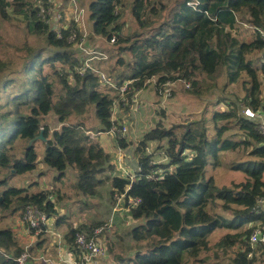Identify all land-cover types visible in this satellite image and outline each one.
<instances>
[{"label": "trees", "instance_id": "obj_1", "mask_svg": "<svg viewBox=\"0 0 264 264\" xmlns=\"http://www.w3.org/2000/svg\"><path fill=\"white\" fill-rule=\"evenodd\" d=\"M122 2L91 0L86 10L93 35L105 37L107 42L115 37L102 51L89 45L106 55L104 59H93L92 67L103 71L116 86L131 80L129 98L151 87L159 97V105L165 108L161 101L164 84L187 82V89L198 96L215 87L225 90L229 84L240 83L245 89L243 99L220 96L217 103H224L228 109L212 110L208 117L202 115L170 126L163 122L164 109L158 107L161 117L156 126L144 133L134 147L133 152L140 156L134 179L130 175L123 177L117 174L119 169L110 163V154L98 138L85 134V119L91 113L100 121L97 132L109 131L120 123L112 119L114 90L103 85L90 68L82 74L73 71L86 57L67 40L73 24L61 28L58 37L37 15V6L25 0H0L1 18L9 16V9L23 14L34 33L44 35L50 48L47 54L39 49L25 55L21 64L0 59V167L8 172L0 178V209L21 215L26 205H36L54 218L59 230L67 222L62 230L64 242L73 247L77 231L90 235L103 222L73 225L60 215L52 200L58 189L31 191L36 182L25 181V186H17L9 181L35 170L39 163L57 170L58 180L67 167H72L78 172V192L95 196L97 187L108 183L111 197L122 194L123 211L127 219L130 216L136 222L130 230L134 241L131 250L121 253L125 256L113 253L115 257L108 264H184L185 255L209 251L213 249L210 244L219 250H226L230 244L232 264H264L262 249L247 256L249 228L226 233L214 243L206 239L216 228L234 229L253 220L264 221V214L254 211L257 200H264V136L257 129L258 120L243 113L250 108L264 115V0H133L129 12L134 26L125 36L121 35L124 22H118L117 12ZM68 69L72 70V82L68 80ZM218 80L222 83L218 84ZM51 112L59 124L52 129L43 123ZM229 126L235 131L221 137L220 128ZM40 129L44 139L28 145ZM213 129L218 132L211 133ZM16 140L25 142L20 157L12 151ZM114 140L116 148L122 150L131 145L127 138ZM162 141L166 143L162 159L167 160L163 162L147 151L150 142ZM38 144L43 145L41 159ZM249 148V159L233 164L244 172V177L230 188L213 190L212 176L207 172L217 154L229 150L247 153ZM105 172L111 174L103 176ZM216 200L222 203L218 205ZM28 230L34 234L35 229ZM110 231H104L108 251ZM48 237L41 227L36 245L28 249V260L35 249L47 243ZM0 249V264H19L15 258L22 247L10 226L0 227ZM195 260L203 262L205 258Z\"/></svg>", "mask_w": 264, "mask_h": 264}, {"label": "rangeland", "instance_id": "obj_2", "mask_svg": "<svg viewBox=\"0 0 264 264\" xmlns=\"http://www.w3.org/2000/svg\"><path fill=\"white\" fill-rule=\"evenodd\" d=\"M29 1H31L32 7L38 5V0ZM70 1L71 0H53V11L50 14L49 25L51 29L55 27L52 30H55L57 32L58 29L63 28L65 25H68L69 27L72 26L73 23L70 22L69 17H66L65 14L61 13L64 9L67 8V5H71ZM75 1L85 10L84 26L87 32V39L85 44L93 46L95 47V49L102 51V49L106 45L108 46V44L113 42H107L105 37H99L91 33V22L87 20L86 10V6L91 0ZM132 1L133 0H123L122 4L117 7V12H119L120 14L118 22H124V26L121 31V35L124 36L128 35L130 30L134 26L133 18L129 12V7ZM8 12L9 16L7 18L0 17V59L2 61L10 60L13 62L12 65H14L15 62L17 64H21L20 61H24L23 57L25 55H29L39 49H43V53L47 54L50 51V48H47L48 46L44 35L40 33H34V31L31 29V24L29 22L27 23V21L24 19V15L15 14L11 11V9H9ZM58 14L62 15V18H60L58 21L53 20L52 17ZM41 19L43 18L41 17ZM73 27L74 25L72 26V28H70V31L74 29ZM73 47L75 49L78 48L75 43H73ZM103 62L104 61H101V63ZM124 81H128V79ZM217 82L218 84L222 83L221 80H218ZM183 84L181 82H177V84L174 85L175 93L173 97H171L166 103L162 102V105H164L165 108L159 105V97L156 93L153 92L151 87H144L142 90H140L141 92L138 91V93L136 94L137 97H135V101H129L124 105H118L117 109L115 110L114 117H116V114H118L119 119L122 117L121 122L127 125L128 131L126 135L128 136L127 139H130L131 145L121 150V164H117L120 163L118 161L117 163H115L116 167L120 168V170L117 171V174L120 173V175L123 177L131 175L130 179H134V170L137 166L138 158L140 157L139 155H135V153L133 152L134 147L142 138L144 133L156 126L159 118L161 117L156 109H159L161 107L164 109L166 116L163 117V122L166 126H170L172 124L198 119L202 115L208 117L212 110L228 109V107L224 103H217V101L220 100V96H224V98L229 100L232 99L238 101L245 95V89L240 83L229 84L225 90H222L221 87H215L214 89L206 91L202 96H198L196 93H192V89H187L186 83ZM105 91L108 95L113 96V93L109 89H105ZM240 106L241 108L244 107L242 104ZM241 112L242 111L240 110V113ZM55 117L56 116H54V114L51 112L46 115L43 123L48 124V127L50 129L58 127L59 124L55 120ZM70 120H72V122H75V120H73L72 118ZM217 122L224 123L223 121ZM99 126L100 121L93 115V113H91L90 116L86 117L85 119L84 127H87L84 129L85 134L86 131H88V128L91 129L90 131H92L93 133H97V130H99ZM235 129L236 128L232 126H229L228 128H220V136H228L229 133L234 132ZM215 132L218 131H215L214 129L211 130V133ZM88 136L92 139L98 138L102 145L105 144L106 147L111 148L112 153L116 152V148L114 150L113 144L114 138L102 134H97L93 137H91L90 135ZM24 145L25 142L22 140H16L14 142L12 151L15 156H21L20 150ZM158 145L162 146L158 148ZM164 145H166L165 141H162L160 143L150 142L147 151L149 153L152 152L153 158L158 161L163 158ZM37 149H39V159H41L43 145L38 144ZM249 150L250 148L247 150V153L246 151L242 153L229 150L217 154L216 159L213 161V164L208 167L207 172V175L212 176L213 190L220 189L219 187L230 188L232 187L233 183L239 182V180L244 177V172L241 169H235V166H233V164L239 160L243 161V159H249ZM163 161L167 160L162 159L161 162ZM121 172L123 175L121 174ZM106 174L110 175L111 172H105L102 175L105 176ZM7 175V169L0 167V178H4ZM57 175V170L49 168L43 163H39L38 167L35 170L27 172L23 175L13 177L9 181L10 184H14L17 186L24 185L25 181L36 182L37 184L32 185V187L30 188L31 191H36L39 188L48 189L52 187H54L55 190L58 189V195L55 194L54 196H52V200L55 202L60 215H64L65 219L68 222H71L73 225H78L80 223L90 224L92 222H104L110 216L115 205L121 207L122 202L115 197H111V195L109 194L110 190L108 183L98 186L95 196H84L75 188V183L78 179V172L76 169L67 167L64 175L59 180L55 178ZM216 203L220 205L222 203V200H216ZM215 209L217 211L221 210L218 207H216ZM120 212L121 213L116 218V222L108 235L109 257L105 260H97L96 264L111 263V259L113 260L115 257L113 253H119V255L125 256L121 253L127 254L128 249L131 250L129 247L134 241L131 240L130 230L133 226L136 225V222H132L130 216H128L127 219L126 211L120 210ZM229 214L230 213H227V215ZM19 216V212L12 215L9 209H0V227H11L15 222H21ZM228 219L230 220L231 218L229 217ZM62 227V230H64L67 227V222H65ZM248 228V223L241 224L234 229L225 227L216 228L206 236V239L210 243H214L221 237H223L226 233L243 232ZM62 230L58 229L59 232H61ZM35 237H37V235ZM50 238V242L53 247L56 246V243L57 245H61V243L63 242L62 236L60 239H58L59 241H56L52 237V235ZM210 248L213 249L209 251L205 250L202 252H197L196 256L185 255L184 264H232L231 252L233 250V247L230 244H227L226 250H219L213 244H210ZM214 250L216 252L213 254ZM45 252H48V250H35L33 253H31L33 260H39V256H41L42 253ZM209 255L212 256L208 257ZM197 256L204 257L205 260L203 262L196 261L195 259H198Z\"/></svg>", "mask_w": 264, "mask_h": 264}, {"label": "built area", "instance_id": "obj_3", "mask_svg": "<svg viewBox=\"0 0 264 264\" xmlns=\"http://www.w3.org/2000/svg\"><path fill=\"white\" fill-rule=\"evenodd\" d=\"M71 5H67V8L63 10V14L65 16L69 17L70 22L73 23L74 29L70 31L69 36L67 37V40L69 42L75 43L77 45L78 49L86 55L82 65L80 67H75L74 72L78 74H82L85 72L86 69L90 68L93 71H95L98 76L100 77V80L103 85H107L110 88H112L115 92V99L113 100L112 105V119L116 120L113 116L115 114V110L117 109L119 104H126L129 101L133 102L135 101L136 93L132 97H128V93L130 91V83L131 80L124 81L121 86H116L113 82L109 81L107 79L106 74L103 71L94 69L92 67L91 61L93 59H104L106 58V55L101 53L100 51L93 50L90 48L89 45H86V39H87V32L85 28V10L79 6L75 0L70 1ZM38 7V13L37 15L45 21L48 25H50V14L53 11V0H40ZM53 20L58 21L60 18H62V15H54ZM68 25H65L63 28H68ZM57 36L61 37V29L57 30ZM80 35L79 39L78 36ZM262 35H264L262 33ZM115 37L113 36L110 39V42H114ZM72 43V44H73ZM68 80L69 82L73 81L72 78V70L68 69ZM186 88H188L187 82ZM176 82H167L164 84L165 88L162 91V102H167L171 98V87H174ZM243 113L245 116L251 118V119H257L258 120V131L264 136V115L261 114L258 111H253L250 108H246L243 110ZM128 131V127L125 123L121 122L119 127H113L109 131L105 132H97L93 133L88 129L86 131V134L90 135L91 137L96 136L97 134H105L108 135L114 139H121V138H127L126 135ZM121 148H116V163L117 161L121 164L122 156H121ZM119 170L120 168L117 167ZM122 174V172H121ZM123 175V174H122ZM131 176V175H130ZM134 178V176H133ZM115 198H117L119 201L123 202V195L122 194H114ZM132 203H135L133 201H129ZM117 207V208H116ZM118 209V210H117ZM120 210H123V206L121 204V207L118 205H115V207L112 209V212L108 219L104 221L101 225H98L92 229L91 234H87L84 231H77L75 233L73 244L74 246L69 248V246H61L57 245V252H60L62 254H59L57 258H52L50 256H39V260H33L31 257L30 260V253L28 251L29 247L25 246L22 248V252L15 258V260L19 264H26L27 261H31V264H96L97 260H105L109 257L108 255V247L105 243V230H111L116 222V218L121 213ZM254 211L258 214H264V200L258 199L257 205L254 208ZM20 221L25 226V229H35L34 236L38 235L39 229L42 227L43 231L46 232L49 237H52L55 239V237H58V231H57V225L55 224V220L53 217H48L46 213L37 207L36 205H26L21 210L20 215ZM249 229H251V232L248 237V244H249V251L247 253L248 257L252 256V252L256 250L257 248L264 250V221H251L248 223ZM13 231L18 237L19 234V228L14 227ZM56 240V239H55ZM59 241V240H56ZM2 251V249H0Z\"/></svg>", "mask_w": 264, "mask_h": 264}, {"label": "crops", "instance_id": "obj_4", "mask_svg": "<svg viewBox=\"0 0 264 264\" xmlns=\"http://www.w3.org/2000/svg\"><path fill=\"white\" fill-rule=\"evenodd\" d=\"M25 1H28L30 4H32L31 3V1H29V0H25ZM39 1L40 0H38V3L37 4H39ZM19 15H23V14H19ZM142 90V89H141ZM140 91V90H139ZM141 92V91H140ZM139 92V93H140ZM138 93V92H137ZM136 93V94H137ZM114 99L116 98L115 96L113 97ZM114 116V115H113ZM116 120L117 121H119V123L122 121V117L119 119L118 118V114H116ZM102 135H105V134H102ZM106 136V135H105ZM115 140H113V144H114V150H115V148H116V144H115ZM103 147H104V149L110 154V163L111 164H113L115 167H116V152H111V148L109 147H106V145L105 144H103ZM109 149H110V151H109ZM18 225H19V234H18V243L21 245V247L23 248V247H25V246H28V247H33V246H35L36 245V243H37V237H35L34 235H31L30 233H29V230L27 229H25V226H23V224L21 223V222H15L11 227L12 228H14V227H18ZM58 229L59 228H57V231H58ZM63 229V227L61 228V230ZM59 232V231H58ZM60 233V234H59ZM58 234H59V236L58 237H55V239L56 240H58V239H60L61 238V236H62V239H63V242L61 243V246L63 245V246H66V244H65V242H64V233H63V231H61V232H59ZM51 238L50 237H48V241H47V243L44 245V246H42L41 248H37V249H35L36 251H41V249H42V251H44L45 249H47L48 250V252H45V253H42V255H45V256H47V255H49V256H51L52 258L54 257V258H57L58 256H59V254H61L60 252H57L58 250H57V247L55 246V247H53L52 245H51ZM34 250V251H35ZM33 251V252H34ZM32 252V253H33Z\"/></svg>", "mask_w": 264, "mask_h": 264}, {"label": "water", "instance_id": "obj_5", "mask_svg": "<svg viewBox=\"0 0 264 264\" xmlns=\"http://www.w3.org/2000/svg\"><path fill=\"white\" fill-rule=\"evenodd\" d=\"M54 28H55V27H53L52 29H54ZM42 131H43V129H40L39 134H38L36 137H34L32 140H30L29 143H28V145H30V144L32 143L33 140H36V139H41V140H43L44 138H43V135H42Z\"/></svg>", "mask_w": 264, "mask_h": 264}, {"label": "clouds", "instance_id": "obj_6", "mask_svg": "<svg viewBox=\"0 0 264 264\" xmlns=\"http://www.w3.org/2000/svg\"><path fill=\"white\" fill-rule=\"evenodd\" d=\"M91 130V129H90Z\"/></svg>", "mask_w": 264, "mask_h": 264}]
</instances>
